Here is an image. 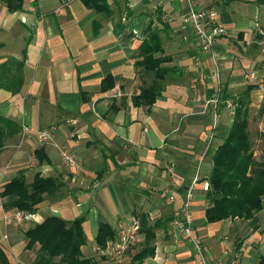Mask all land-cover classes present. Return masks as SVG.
I'll use <instances>...</instances> for the list:
<instances>
[{
	"label": "crops",
	"instance_id": "1",
	"mask_svg": "<svg viewBox=\"0 0 264 264\" xmlns=\"http://www.w3.org/2000/svg\"><path fill=\"white\" fill-rule=\"evenodd\" d=\"M222 1L226 7L217 8V17L226 36L218 38L209 53L196 48L189 30H179V18L189 7H207L218 0H106L108 13H93L79 0H22L15 12H8L0 2V65L9 60L18 64L0 69V78L4 72L8 79L20 78L15 93L0 88V116L19 127L16 134L4 138L0 150V189L18 172L25 178L35 173L56 178L75 198V203L59 208L57 216L65 221L84 217L82 230L88 241L80 248L83 257L94 253L99 222L114 231L118 222L142 214L149 222L167 221L155 231L153 256L142 264H198L189 241L172 224L179 216L184 190L196 179L190 212L193 235L200 239L204 257L209 262L239 264L236 253L222 243L228 231L236 232L234 220L204 221L209 145L227 130L222 117L229 116L222 105L214 111L204 101L218 90L225 98L224 87L234 85L243 41L264 50V0ZM146 29L157 32L162 56L170 59L162 67L173 68L149 108L131 102L150 82L134 66ZM256 55L248 61L264 78V54L261 59ZM107 75L113 87L102 92L100 82ZM258 89L264 92V83ZM115 90L119 95H113ZM251 100L252 92L249 104ZM43 130L50 133V143L37 141L36 133ZM38 148L47 163L31 164ZM57 148L75 154L77 172L60 177ZM74 174L78 186L68 183L76 180ZM84 189L89 190L81 198ZM59 194L45 198L36 212L49 199L56 204L66 201L57 198ZM1 208L0 200V214ZM36 212L32 223L42 221ZM67 214L74 215L64 218ZM25 230L20 234L16 226H4L0 219V250L8 264L30 253L27 264L31 263L33 251L23 249ZM142 238L138 231L134 246L119 264H129ZM247 238L239 249L243 258L249 250L256 252Z\"/></svg>",
	"mask_w": 264,
	"mask_h": 264
},
{
	"label": "trees",
	"instance_id": "2",
	"mask_svg": "<svg viewBox=\"0 0 264 264\" xmlns=\"http://www.w3.org/2000/svg\"><path fill=\"white\" fill-rule=\"evenodd\" d=\"M82 6L93 13H108L106 0H79ZM8 12L20 10L22 0H0ZM145 38L138 45V58L134 64L142 70L144 76L150 79L148 84L139 88L136 96L131 98L134 106L151 107L163 90L164 76L173 68H164L162 64L169 63V57L162 56L160 38L157 32L145 30ZM18 64L12 60L0 65L6 70L9 66ZM0 78V88L14 93L20 86L19 77ZM113 87L110 76L100 82V91ZM252 86H246L237 98L232 100L234 114L224 138L212 150L211 167L206 177L207 191L204 195L206 208L204 221L206 224L229 220H251L261 211L264 205V158L255 160L251 150V141L247 131L249 93ZM19 127L8 118L0 116V150L4 138L18 132ZM36 163H47L43 149L33 152ZM60 183L52 176L32 175L26 182L23 172H18L0 189L1 207L4 210H16L35 213L36 206L45 198L56 196ZM139 223V233L142 244L139 250L130 258L129 264H142L154 253L155 231L164 226L166 220L156 219L149 222L144 215H134ZM84 217L65 221L57 216H46L39 223H32L24 232L25 251L34 250L30 264H100L102 260L85 258L80 248L85 245V235L82 230ZM114 237V231L106 222H99L93 238L98 249H103L105 243ZM0 264H8L4 253L0 250ZM257 264H264V254L259 255Z\"/></svg>",
	"mask_w": 264,
	"mask_h": 264
},
{
	"label": "rangeland",
	"instance_id": "3",
	"mask_svg": "<svg viewBox=\"0 0 264 264\" xmlns=\"http://www.w3.org/2000/svg\"><path fill=\"white\" fill-rule=\"evenodd\" d=\"M222 2H223L222 0H218L217 4H210L207 7H202V8H211L217 14V8L218 7H220V6L226 7V5ZM230 4L231 3H229L227 5L229 6ZM224 36H226V34ZM250 45H247L246 42L243 41V44L241 43V47L238 50L240 52L238 57L241 58L240 59L241 61L238 65V67H235L236 74L234 75V78H235L234 85L232 87H224V92L222 95L225 98H222L219 90L217 92V95H218L220 100L230 98V101H232L233 99H235L239 95H241V93L243 92V90L246 86H252L253 87V89L250 91V93L252 92V100L250 101V104L248 102V105H249L248 106V134H249V138L251 141V150H252L253 157L255 160L259 161V160H262L264 158V151L262 153V148L264 147V92L259 91L258 85H263L264 78L262 77V73L259 72V70H256L257 68L255 69L251 65L250 62L252 61V59L256 58V56H257L256 54H258L260 59H261L262 55L264 54V50L260 51V50L254 48L253 46H250ZM228 47L230 49H233L230 46H228ZM250 72H253L256 75L253 82L252 81L247 82L246 80L243 79V75L248 74ZM214 75H215V77H218V75H219L218 71L215 72ZM165 78L166 77L164 76V80H165ZM211 81H214L213 74H211ZM255 90H257V91L254 92ZM221 91H223L222 88H221ZM253 93H255V94H253ZM221 110L222 109H220V111ZM229 123H230L229 116L224 115L222 117V124L224 125V127L228 128ZM225 133H226V130L220 136L217 135L214 137V139H212V142L209 145V153H208L209 157L211 155V151L224 138ZM59 151H60V148H57L58 157H56V158H57V162L59 164V167L56 169V171L58 172L60 177L67 174L69 171H72V172L76 171L77 172V169H75V170L67 169L65 166H63V164H61L60 161H58V160H60ZM64 151L68 152L67 149L65 150V148H64ZM71 155H75V154L71 153ZM30 162H31V164L36 163L34 158L30 159ZM28 165H30V164H28ZM25 175H26V178H25L26 182L29 183V181L31 179V174H25ZM74 176L76 177L75 178L76 180H73V182H71L70 179L69 180L66 179V177L64 178V182H67V180H68V183H70L71 185L78 186L79 185V181H77L78 178L75 174H74ZM61 187H62V184L60 183V188H59L60 194L57 198H59L61 200L65 199L66 201H63V202L58 201L59 203L57 202V204H56V202L53 199H51V200L49 199L47 206H45V207L42 206V208H40V210H38L36 212L38 215L37 220H41V219L45 218L46 216H57L59 208L64 209L65 207H67L66 205L75 203V202H73V200L75 198L69 196V194H72V193L68 189H64L63 187L62 188ZM88 190L84 189L83 191H81L82 192L81 198L84 197V195H85L84 192L87 193ZM12 211H14V210L2 209V212L0 214V219L2 220V222H3V217H9L10 212H12ZM73 215L74 214H67V216L64 218H72ZM74 218H78V217H74ZM253 218H255V219H252L251 221L249 220V222L234 219V221H231V223L234 225V228H237L236 232H233L231 229L230 232L228 231L225 235L222 236V243L226 244L228 247H230L236 253V256L239 260V264L240 263L241 264H257V257L259 255L264 254V249L261 251L258 250V247L264 246V205H263V208L261 209V211L258 212L257 214H255ZM3 224H4V222H3ZM31 224H32L31 221L25 222L22 225L18 226L17 229L19 230V232L21 234L22 231L25 230L26 228H28ZM4 226H8V225L4 224ZM254 231L257 232L254 235V238H252V239L249 238L250 235ZM247 237L249 238V243H250L249 245H251V247L254 246L255 248L253 250H255L256 252L249 250L248 254L246 255V258H243L241 255V251L239 249L241 247L242 242ZM3 238H5V237H3ZM87 241H88V238H86V242ZM90 241H92V239ZM37 247H38V245H37ZM96 248L97 247L94 248V251H95L94 253H96V254L90 252L88 254L87 258H92L94 260H98ZM30 251H33V253H34V249L30 250ZM249 252H250V254H249ZM32 255L30 253V254H27V256L24 255L23 258L20 257V260L17 262L15 260H13V261L16 262L15 264H20V262L27 264V262L30 261ZM18 259L19 258H17L16 260H18Z\"/></svg>",
	"mask_w": 264,
	"mask_h": 264
},
{
	"label": "built area",
	"instance_id": "4",
	"mask_svg": "<svg viewBox=\"0 0 264 264\" xmlns=\"http://www.w3.org/2000/svg\"><path fill=\"white\" fill-rule=\"evenodd\" d=\"M179 30L185 32L189 30L193 36L196 48L200 52L205 53L211 52L214 42L225 35V29L219 24L217 14L211 8L189 7L185 13L180 15ZM133 33L135 34V32ZM243 79L246 81H253L255 79V74L253 72L244 74ZM113 95H119V92L115 90V94ZM204 104H209L214 111L219 105H222L223 108L229 112L230 117L234 114V105L232 102L227 99L220 100L217 95L205 100ZM36 139L40 144H47L51 141V135L48 131H39L36 133ZM59 158L66 168H78L76 158L63 149L59 151ZM195 182L196 179H193L184 190L179 216L172 221L173 228L177 233L187 238L190 243L191 251L196 257L198 264H222L220 262H209L204 257L200 239L193 235V220L190 212V204ZM168 199L170 201L172 200L171 197H168ZM33 217L34 214L32 213L14 210L10 212L9 217H3V222L5 225L18 227L25 222L32 221ZM138 231L139 223L134 217L130 218V220L125 223L118 222L114 227V237L105 243L103 249L100 250L96 248L98 259L104 261L103 263L105 264L121 263L127 252L134 246Z\"/></svg>",
	"mask_w": 264,
	"mask_h": 264
}]
</instances>
